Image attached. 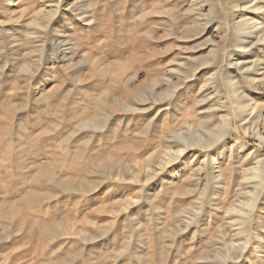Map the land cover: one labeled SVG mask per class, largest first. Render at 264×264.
I'll list each match as a JSON object with an SVG mask.
<instances>
[{
    "label": "rangeland",
    "instance_id": "1",
    "mask_svg": "<svg viewBox=\"0 0 264 264\" xmlns=\"http://www.w3.org/2000/svg\"><path fill=\"white\" fill-rule=\"evenodd\" d=\"M226 1L0 0V264H264L263 143L197 145L264 116V0Z\"/></svg>",
    "mask_w": 264,
    "mask_h": 264
},
{
    "label": "bare ground",
    "instance_id": "2",
    "mask_svg": "<svg viewBox=\"0 0 264 264\" xmlns=\"http://www.w3.org/2000/svg\"><path fill=\"white\" fill-rule=\"evenodd\" d=\"M61 1L62 0H57V5H56V7H54L55 9L53 8V9H50L49 11L48 10H41V13L43 15L47 16L48 18L53 17V15L57 13L58 4ZM238 1L239 0H227L226 3L232 7V6H234V3L238 2ZM240 1L241 2L239 5L236 4V6H234L237 8V9L235 8L237 11H240L243 8H245L246 1L245 0H240ZM243 22H245V21H243ZM242 23H241V25H242ZM239 24L240 23H236V24H234V26L239 25ZM242 29L240 30L238 27H235L233 29L235 31H232V38L234 41H236L237 46L241 47L242 49H245L247 47H251L250 45H255L258 43H264V34L263 33H262L263 36L256 37L255 41L252 42L251 40L249 41L248 35L252 37V35H254V34L256 35V32L247 31L245 33V31L243 30L244 31L243 32ZM259 32H262V31H259ZM241 39L243 41H241ZM231 60L228 58L226 59V61H227L226 64L228 66V69L230 68V66H233V67L235 66V69H238V70L242 68L239 63H233V62H231ZM247 69L253 71L255 68L252 67V65H251V67H248ZM227 84H229V83H227ZM243 97H244V95L241 92H237L231 96V99H232L231 104H229L225 101L223 103H221V105H222L221 107H225V112L220 114L218 124L215 127L208 130L206 132V135L203 138H200L198 140V142H199L197 144L198 146H200L202 148H209L214 142L221 141L225 144H228V141L232 140V142H235L237 147L239 146L240 148L246 149V146H247L246 143L244 141H242L241 137L238 134V130H237L238 127L234 126L233 118H232L233 113H235L236 116L238 117L237 119H239V122H240L239 126L242 128L244 136H248V134H251L252 136L256 137L259 140V142L263 143V145H264V116H261V113H260L262 105H260L259 103H255V102H253V103L252 102L247 103L246 101L244 102L242 100ZM247 113H249L248 116H247ZM193 145H195V144H193ZM184 150H185V148L180 149V150H178L177 153L178 154L182 153ZM261 156H260V159L256 160V166L254 168H251L252 171H251V174L249 176L255 177L260 171H262L264 158ZM258 197H259V195L255 194L251 199H248L246 202L244 201V204L246 206H248L250 209H253V208H255V205L258 201Z\"/></svg>",
    "mask_w": 264,
    "mask_h": 264
}]
</instances>
